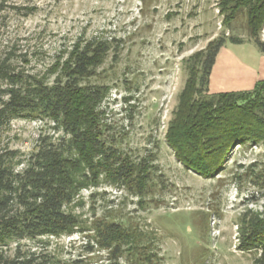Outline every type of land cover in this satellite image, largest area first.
<instances>
[{
    "label": "rangeland",
    "instance_id": "rangeland-1",
    "mask_svg": "<svg viewBox=\"0 0 264 264\" xmlns=\"http://www.w3.org/2000/svg\"><path fill=\"white\" fill-rule=\"evenodd\" d=\"M218 2L0 0V60L10 53L16 70L42 74L78 38H105L115 47L117 60L111 51L92 79L111 86L101 106L104 135L134 162L153 154L152 180L141 198L102 181L82 190L74 212L87 222L107 216L137 225L152 240L161 264H254L257 254L241 249L239 228L243 214H264L263 142L235 145L220 173L203 177L186 169L165 139L191 54L224 32L243 38L227 41L218 53L219 60L229 61V72L238 73L244 65L257 70L261 64L264 54L248 39L244 13L226 28ZM260 37L264 40V25ZM225 80L229 87L232 78ZM47 134L60 132L51 122L12 119L0 129V151L28 154ZM49 240L39 246L21 241V251L47 252L67 264L106 262L103 252L89 249L85 233ZM14 246L2 253L11 256Z\"/></svg>",
    "mask_w": 264,
    "mask_h": 264
},
{
    "label": "trees",
    "instance_id": "trees-1",
    "mask_svg": "<svg viewBox=\"0 0 264 264\" xmlns=\"http://www.w3.org/2000/svg\"><path fill=\"white\" fill-rule=\"evenodd\" d=\"M218 4L226 28L244 13L248 39L264 54V0ZM227 41L243 38L223 32L185 60L188 75L165 135L175 158L203 177L220 173L235 145L263 142L264 149V79L249 89L209 91L216 57ZM111 51L115 62L111 41L78 38L42 74L16 70L10 53L0 60V129L25 118L51 122L60 132L40 135L28 154L0 151V264H67L47 252L21 251V241L48 245L50 238L74 233H85L89 249L105 254V264H161L152 240L137 225L107 216L87 222L74 212L82 190L102 181L141 198L152 180L153 154L134 162L104 135L101 106L111 86L92 79ZM240 222L241 249L256 250L254 264H264V214L245 213ZM11 244L14 253L4 255L1 249Z\"/></svg>",
    "mask_w": 264,
    "mask_h": 264
},
{
    "label": "crops",
    "instance_id": "crops-1",
    "mask_svg": "<svg viewBox=\"0 0 264 264\" xmlns=\"http://www.w3.org/2000/svg\"><path fill=\"white\" fill-rule=\"evenodd\" d=\"M217 57L210 75V89L215 92L221 90H238V88L249 89L257 80L264 79V55L257 70L244 65L245 68H242L238 73L233 71L229 72V66H227L229 65V61H226V59L219 60V54ZM228 78H232L233 80L229 82L231 83L229 87L225 82V79Z\"/></svg>",
    "mask_w": 264,
    "mask_h": 264
}]
</instances>
